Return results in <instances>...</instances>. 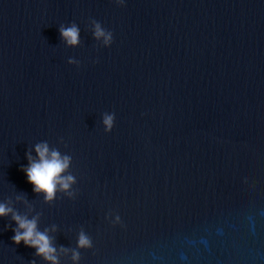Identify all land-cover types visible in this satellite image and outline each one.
Here are the masks:
<instances>
[{
	"label": "water",
	"instance_id": "95a60500",
	"mask_svg": "<svg viewBox=\"0 0 264 264\" xmlns=\"http://www.w3.org/2000/svg\"><path fill=\"white\" fill-rule=\"evenodd\" d=\"M124 5L0 0V201L26 194L58 246L83 228L80 264H264V0ZM42 141L72 156L75 199L49 206L28 182ZM16 227L0 218V264H44Z\"/></svg>",
	"mask_w": 264,
	"mask_h": 264
},
{
	"label": "clouds",
	"instance_id": "9594fccd",
	"mask_svg": "<svg viewBox=\"0 0 264 264\" xmlns=\"http://www.w3.org/2000/svg\"><path fill=\"white\" fill-rule=\"evenodd\" d=\"M114 3L121 7L125 6L124 0H114ZM90 26L95 41L102 47L110 48L113 44V33L95 19L90 20ZM59 32L67 47L77 48L81 45V31L76 23L61 25ZM68 63L80 67V62L75 58H69ZM115 120V113L103 114L102 123L107 133L113 131ZM34 153L35 155L33 149H28L26 153L28 165L22 168V171L25 172L37 196L43 197V202L49 206L53 205L61 194L69 199H75L77 192L74 186L77 185V179L71 171L72 156L50 146L47 141L36 143ZM16 205H23L25 211L21 212ZM42 215V212L36 211L34 204L24 193L16 195L15 201L12 198L0 201V218H11L17 225L12 229L14 231L12 239L16 245L23 243L35 249L36 257L42 259L44 264H61V257L68 256L71 257L72 264H80L81 251L93 248L92 238L81 228L76 248L58 246L56 234L60 231L59 227L52 224L41 230ZM114 223H121L119 215H116ZM31 264H36V259H33Z\"/></svg>",
	"mask_w": 264,
	"mask_h": 264
}]
</instances>
